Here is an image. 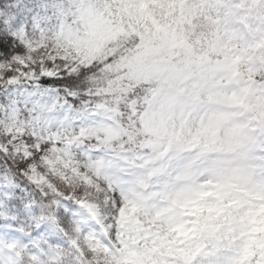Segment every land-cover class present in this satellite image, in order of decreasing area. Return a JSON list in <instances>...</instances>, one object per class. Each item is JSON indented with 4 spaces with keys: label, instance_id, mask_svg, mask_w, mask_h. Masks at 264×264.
Listing matches in <instances>:
<instances>
[{
    "label": "rangeland",
    "instance_id": "obj_1",
    "mask_svg": "<svg viewBox=\"0 0 264 264\" xmlns=\"http://www.w3.org/2000/svg\"><path fill=\"white\" fill-rule=\"evenodd\" d=\"M261 1L76 0V8L38 11L29 30L14 31L50 61H0V151L19 157L20 175L40 189L50 188V176L73 177L94 200L52 192L55 210L72 218L66 236L0 170V264H66L65 252L98 264H264V129L234 95L227 96L233 104L222 96L237 60L264 46ZM159 11L164 24L153 23ZM137 28L165 40L129 59L136 79L125 85L129 95L93 104L45 83L77 76L109 41ZM187 60L196 72L191 82L182 76ZM209 95L211 103L203 100ZM123 138L127 146L111 147ZM18 190L25 203L14 206ZM205 212L216 220L245 213L244 232L230 239L234 257L193 222Z\"/></svg>",
    "mask_w": 264,
    "mask_h": 264
},
{
    "label": "trees",
    "instance_id": "obj_2",
    "mask_svg": "<svg viewBox=\"0 0 264 264\" xmlns=\"http://www.w3.org/2000/svg\"><path fill=\"white\" fill-rule=\"evenodd\" d=\"M24 2L25 0H0V13L2 12V16L0 17V61L11 62L14 58L18 57L27 62H33V64H37L40 60L49 63V57H47L43 48L34 50L33 45L18 41L14 37V31L23 25L25 31L29 30L28 28L33 24L34 16L38 11L44 14L61 13L62 9H70L71 7L76 8V0H39L38 3L34 0H30L26 3ZM23 4L27 7H33V11H36L33 13V16L27 14ZM263 9L264 1L261 2L258 9L260 14L264 16ZM160 11L153 15V23L157 21L164 24L162 17L159 16ZM184 14L187 13L184 12ZM168 15H170L171 18V14L169 13ZM26 18L28 19L26 20ZM206 18L208 17L204 14L200 16L201 24L204 27L207 24ZM196 26H198V24H196ZM204 27L203 29L205 31ZM173 32L174 30L165 33L168 34L171 39H174L176 33ZM193 32L194 28H189L186 34H191ZM124 36L125 37L122 38L118 37L119 39L115 44L109 41V45L102 49L98 56L89 64L82 67L77 76L63 75L61 79L48 80L45 83L54 88H65L71 91L81 92L85 101L88 103L92 102L93 104L108 99L119 100L129 95V92L125 90V85L136 80L135 78H131V66L134 61L130 64L129 59H131V61L134 59L137 61L139 58L145 57L151 48H156V50L160 49L162 47L161 41L165 40V37L163 38L162 36L159 39L158 37L148 35L140 28H137L135 34L132 36L127 35V33ZM187 61H182L187 68L182 76L191 82L196 72L193 68L194 62L191 60ZM237 63L239 67L237 73L234 74V72L232 75H228L225 78V87L227 91H225L224 87V93L222 95L226 98L224 102L225 104L234 103L227 97L230 96L232 98V90H234V97L238 100L242 109L255 114L257 119L261 121L262 127H264V46L258 52H248L243 58L238 59ZM166 65L168 67L173 66L174 60L168 59ZM211 67L212 66H208L209 72H211ZM246 80L251 84L250 89L249 87L248 89L244 87ZM203 100L209 103L212 101L210 95L205 96ZM133 138L135 141L140 139V137L136 136ZM2 143H5L4 139ZM118 145L123 147L127 146L126 138H123L119 144L111 145V147L114 148ZM39 146L42 148L43 145L40 143ZM25 166L26 164L24 165V163L19 160V157H16L12 151L6 154L0 151L1 172L6 173L9 171L12 173L18 187L24 189L29 194L31 200H33L37 206L43 208L44 214L49 220L57 224V229L65 230L66 236H69L71 233L69 225L72 224V218L69 213L63 210H55L51 202L52 199H57L58 197L53 195L52 192H57L63 196L73 195L77 199L89 198L94 200V197H92V195L89 196L90 191L85 184L73 177L69 182H66L58 175L50 176V188L40 189L20 175L26 168ZM88 174L91 177H96L92 167H88ZM20 203L24 204L25 201L22 193L18 190L15 193L13 205L17 206ZM232 214L233 217L231 219L227 217L225 220H216L213 219L209 213L205 212L197 215L192 220L201 230L204 238L214 243L217 242L221 244L222 249L225 250L227 254L234 257L235 252H237V246L235 243H230V239H234L244 232L243 229L246 226L248 218L245 217V213L233 212ZM241 220H243V222L239 223ZM259 241L264 249V234L259 236ZM234 245L235 250L232 253ZM65 253L71 254V257L66 256L64 260L66 264H98L96 261H93L92 257L89 255L81 259L75 252ZM22 264H25V262Z\"/></svg>",
    "mask_w": 264,
    "mask_h": 264
}]
</instances>
